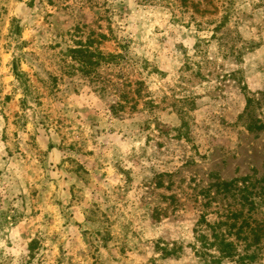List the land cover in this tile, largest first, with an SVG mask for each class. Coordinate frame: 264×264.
Returning a JSON list of instances; mask_svg holds the SVG:
<instances>
[{
	"label": "rangeland",
	"instance_id": "374dc122",
	"mask_svg": "<svg viewBox=\"0 0 264 264\" xmlns=\"http://www.w3.org/2000/svg\"><path fill=\"white\" fill-rule=\"evenodd\" d=\"M186 2L0 0V264H264V0Z\"/></svg>",
	"mask_w": 264,
	"mask_h": 264
},
{
	"label": "trees",
	"instance_id": "16d2710c",
	"mask_svg": "<svg viewBox=\"0 0 264 264\" xmlns=\"http://www.w3.org/2000/svg\"><path fill=\"white\" fill-rule=\"evenodd\" d=\"M183 1V5H188L187 4V0H182ZM72 53L74 55H76V59L81 63L82 68H87L90 65L93 64H98L100 62L101 59H106V60H110L115 58L116 56L111 54L108 56H105L103 54H98L97 60H93L96 53L91 52V50L89 49H73ZM88 70V68H87ZM86 70V71H87ZM255 101V99L253 98H249L248 99V106L253 105V102ZM264 127V125H260L258 126L259 129H262ZM208 225L213 229V234L211 236V240L206 236V235H201L202 239H203V244L205 245L206 248H214L216 249V251L219 253V256H214L212 254L206 253L207 256H211L214 260V264H223V260L225 259H231L233 261H235L236 263H241V264H251L253 263L257 257H258V247H259V243L260 240L258 239L256 242H246V246H245V250L247 251L246 254H241V252L239 251L238 245H239V240L240 238H236V241L230 240L229 236H231V234H226L224 232H218L217 229L221 228L222 226V222H218L215 224H210L208 223ZM234 228H237L236 225L232 226ZM231 227V228H232ZM232 232V231H230ZM257 232V228L253 229V233ZM238 233H240V229H238ZM256 246V248L252 251V253H248L251 251L252 246ZM209 246V247H208ZM206 261L207 258H206ZM212 261H209L208 264H211ZM207 264V263H206Z\"/></svg>",
	"mask_w": 264,
	"mask_h": 264
}]
</instances>
